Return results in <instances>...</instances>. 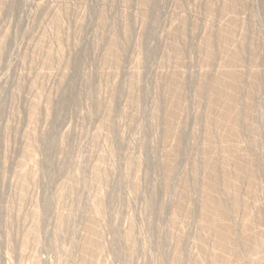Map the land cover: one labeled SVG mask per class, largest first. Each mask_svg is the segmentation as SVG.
<instances>
[{
    "label": "rangeland",
    "instance_id": "1",
    "mask_svg": "<svg viewBox=\"0 0 264 264\" xmlns=\"http://www.w3.org/2000/svg\"><path fill=\"white\" fill-rule=\"evenodd\" d=\"M149 1L0 0V264H264V0ZM221 32L229 37L225 51ZM209 40L215 58L208 67ZM227 71L238 75L243 119L233 153L242 164L254 162L259 184L235 173V157L224 158L221 111L231 94L224 88L211 108L209 86ZM172 77L179 93L168 87ZM72 85L82 93L75 90L76 105L61 113ZM209 164L217 166L214 179L241 238L224 261L215 223L205 221L209 231L201 225ZM236 194L241 205L230 208Z\"/></svg>",
    "mask_w": 264,
    "mask_h": 264
},
{
    "label": "bare ground",
    "instance_id": "2",
    "mask_svg": "<svg viewBox=\"0 0 264 264\" xmlns=\"http://www.w3.org/2000/svg\"><path fill=\"white\" fill-rule=\"evenodd\" d=\"M126 1V0H125ZM149 1V0H148ZM230 2H232V0H229ZM234 1V0H233ZM241 1V0H240ZM121 2V1H120ZM150 2V1H149ZM230 2H227V3H230ZM236 1H234V3H235ZM181 3V2H180ZM207 3H208V1H207ZM210 3V2H209ZM236 3H238V0H237V2ZM213 4V3H212ZM231 4H233V3H231ZM243 4V3H242ZM40 5V4H39ZM182 5V4H181ZM210 5V4H209ZM228 5H230V4H228ZM235 5H237V4H235ZM235 5H233V6H235ZM212 6V5H211ZM231 7V9L233 8L232 7V5H230ZM243 6V5H242ZM242 6H241V8H242ZM3 7V6H2ZM9 7V6H8ZM236 7V6H235ZM183 8V7H182ZM215 8V7H214ZM227 8V7H226ZM237 8V7H236ZM209 9V8H208ZM229 9V8H228ZM244 9V8H243ZM242 9V10H243ZM213 10V9H212ZM220 10V9H219ZM224 10V9H223ZM233 10V9H232ZM234 10H235V8H234ZM229 12V11H228ZM54 13V12H53ZM104 13V12H103ZM210 13V12H209ZM240 13V12H239ZM57 14V13H56ZM223 14H225V11L223 12ZM210 15H212V14H210ZM221 15V14H220ZM226 16H227V14H225ZM233 15V14H232ZM55 16V15H54ZM123 16V15H122ZM126 16V15H125ZM106 17V16H105ZM185 17V16H184ZM59 18V17H58ZM58 18H57V20H58ZM181 18V17H180ZM214 18V17H213ZM224 18V17H223ZM102 19H104V18H102ZM126 19V18H125ZM145 19V18H144ZM211 19V18H210ZM209 19V20H210ZM221 19V18H220ZM236 19V18H235ZM240 19V18H239ZM53 20V19H52ZM57 20H56V22H57ZM106 20V19H105ZM121 21V20H120ZM183 21V20H182ZM237 21V20H236ZM145 22V21H144ZM211 22V21H210ZM213 22V21H212ZM224 22V21H223ZM102 23H103V21H102ZM147 23V22H146ZM184 23V22H183ZM235 23V22H234ZM56 24V23H55ZM105 24H106V22H105ZM112 24V23H111ZM129 24V23H128ZM238 24V23H237ZM240 24V23H239ZM60 25V24H59ZM104 25V24H103ZM121 25V24H120ZM177 25V24H176ZM207 25H209V24H207ZM50 26V25H49ZM122 26H123V24H122ZM173 26V25H172ZM239 26V25H238ZM51 27V26H50ZM174 27V26H173ZM230 27V26H229ZM236 28H237V26H235ZM235 27H233V28H235ZM243 27V26H242ZM61 28V27H60ZM128 27L127 26H125V29H124V33H127V31H128V29H127ZM130 28V27H129ZM228 28V27H227ZM144 29V28H143ZM130 30V29H129ZM149 30V29H148ZM218 30V29H217ZM228 30V29H227ZM213 31V30H212ZM60 32V31H59ZM171 32V31H170ZM223 32V31H222ZM221 32V33H222ZM229 32V31H228ZM235 32V31H234ZM56 34H58V33H56ZM55 34V35H56ZM171 34V33H170ZM187 34V33H186ZM216 34V33H215ZM219 34V33H218ZM234 34V33H233ZM53 35H54V33H53ZM142 35V34H141ZM217 35V34H216ZM220 35V34H219ZM228 35V34H227ZM227 35H223V33L218 37L219 39L221 38V40L223 41V44H221V41H220V46H222L223 47V51H225L228 47V43H229V37L227 36ZM129 36V35H128ZM208 36V35H207ZM210 36H212V35H210ZM56 37V36H55ZM183 37V36H182ZM185 37V36H184ZM213 37V36H212ZM216 37V36H215ZM7 38V37H6ZM58 38V37H57ZM121 38V37H120ZM181 38V37H180ZM1 40V39H0ZM145 40V39H144ZM174 40V39H173ZM233 40V39H232ZM127 41V40H126ZM129 41V40H128ZM211 41H213V40H211ZM210 40H209V42H207L206 44H207V66L209 67L210 65H211V63L213 62V58H215L214 57V55H215V53H214V48H212V47H214L213 46V43L214 42H211ZM140 42V41H139ZM174 42V41H173ZM1 43V42H0ZM59 43V42H58ZM61 43H62V41H61ZM129 43V42H128ZM234 43V42H233ZM253 43V42H252ZM41 44V43H40ZM173 44H175V43H173ZM39 45V44H38ZM62 45H63V43H62ZM129 45V44H128ZM218 45V44H217ZM1 46H3V45H1ZM110 47V49H109V52H110V54H117L118 53V51H119V42L117 41V39H115V38H113L112 40H111V43H110V45H109ZM138 46V45H137ZM233 46V45H232ZM254 46V45H253ZM60 47V46H59ZM63 47H64V45H63ZM121 47V46H120ZM142 47V46H141ZM38 48V47H37ZM50 48V47H49ZM220 48V47H219ZM241 48V47H240ZM246 48V47H245ZM251 48V47H250ZM5 49V48H4ZM44 49V48H43ZM62 49V48H61ZM108 49V48H107ZM206 49V48H205ZM248 49V48H247ZM46 50V49H45ZM105 50V49H104ZM142 50H144V49H142ZM222 50V49H221ZM228 50V49H227ZM253 50V49H252ZM256 50V49H255ZM126 51H127V48H126ZM177 51V50H176ZM220 51V50H219ZM235 52V51H234ZM45 53V52H44ZM50 53V52H49ZM63 53V52H62ZM180 53V52H179ZM115 54V55H116ZM181 54V53H180ZM179 55V54H178ZM48 56V55H47ZM114 56V55H113ZM229 56V55H228ZM244 56V55H243ZM51 57V56H50ZM109 57V56H108ZM108 57L106 58V60L108 59ZM115 57V56H114ZM220 57V56H219ZM225 57V56H224ZM48 58V57H47ZM52 58H54V57H52ZM111 58V57H110ZM140 58V57H139ZM180 58H181V55H180ZM229 59H228V62H230V63H233V62H235L236 61V56H235V53H234V55H232L231 54V57H228ZM50 59V58H49ZM111 59H114V58H111ZM115 59H116V57H115ZM206 59V58H205ZM222 59V58H221ZM225 59H227V58H225ZM252 59V58H251ZM46 60V59H45ZM104 60H105V58H104ZM118 60V59H117ZM116 60V61H117ZM121 60V59H120ZM243 60V59H242ZM113 61V60H112ZM51 62V61H50ZM49 62V63H50ZM59 62V61H58ZM78 62V64L80 63V61H77ZM109 62V61H108ZM123 62V61H122ZM255 62V61H254ZM47 63V62H46ZM107 63V62H106ZM113 63V62H112ZM117 63V62H116ZM204 63H206V62H204ZM221 63V62H220ZM226 63V62H225ZM63 64V63H62ZM66 64V63H65ZM68 64H69V62H68ZM102 64H104V63H102ZM237 64H238V62H237ZM49 65V64H48ZM82 65V64H81ZM116 65V64H115ZM118 65V64H117ZM214 65V64H213ZM44 66V65H43ZM42 66V67H43ZM78 66V65H77ZM76 66V67H77ZM121 66V65H120ZM45 67V66H44ZM179 67V66H178ZM212 67V66H211ZM214 67V66H213ZM237 67V66H236ZM59 68V67H58ZM63 68V67H62ZM68 68V67H67ZM107 68V67H106ZM119 68V67H118ZM221 68V67H220ZM202 69V68H201ZM49 70V69H48ZM63 70V69H62ZM117 70V69H116ZM204 70V69H203ZM209 70V69H208ZM218 70V69H217ZM69 71V70H68ZM177 71V70H176ZM210 71V70H209ZM252 71V70H251ZM204 72V71H203ZM38 73H40V72H38ZM119 73V72H118ZM217 73V72H216ZM77 74H78V72L75 74L76 75V77H77ZM177 74V73H176ZM179 74V73H178ZM215 74V73H214ZM213 74V75H214ZM218 74H220V73H218ZM257 74V73H256ZM127 75V74H126ZM212 75V76H213ZM217 74H215V76H216ZM221 75V74H220ZM38 76V75H37ZM45 76V75H44ZM87 76V75H86ZM85 76V77H86ZM202 76V75H201ZM238 75L236 74V73H233V72H230V71H227L226 73H224V74H222V76H218V77H214L215 79H213V81L211 82V84H210V86H209V89H210V93H211V97H212V99H209V100H211V102H209L210 103V106H211V108H215V105H216V103L219 101V100H221L222 99V90L224 89V88H227V90L229 91V93L231 94V96H230V98L228 99V106H226V107H223L225 110L224 111H221V112H224V114H223V118H224V120H225V125H226V127L228 128L227 129V131H226V133L224 134V137L222 138L223 139V142L224 143H226V146H224L225 148H223L224 149V158H226V159H228V158H233V157H235L234 156V154H236L237 152L235 151V149H234V145H232L231 144V142L232 141H235V139L237 138V136L239 135L240 136V134H239V132H240V125H241V122H242V117H241V115L242 114H240V112L239 111H237V106H236V103H239V102H237V96L238 95H236V93H235V89H234V87H236V86H234V84L237 82V81H239V79H238V77H237ZM79 77V76H78ZM107 77V76H106ZM20 78V77H19ZM37 78V77H36ZM126 78V77H125ZM202 78V77H201ZM248 78V77H247ZM23 79V78H22ZM77 79V78H76ZM88 79V78H87ZM90 79V78H89ZM179 78H177V77H172L171 79H170V81H169V85H168V87L171 89V90H179L180 89V87H181V82H180V80H178ZM2 80V79H1ZM5 80V79H4ZM17 80V79H16ZM78 80V79H77ZM80 80H81V78H80ZM109 80V79H108ZM132 80V79H131ZM199 80V79H198ZM200 80H202V79H200ZM67 81V80H66ZM84 81V80H83ZM102 81V80H101ZM125 81V80H124ZM210 80H208V82H209ZM253 81V80H252ZM9 82V81H8ZM73 82V81H72ZM241 82V81H240ZM2 83V82H1ZM19 83V82H18ZM17 83V84H18ZM21 83V82H20ZM198 83V82H197ZM199 83H202L201 81L199 82ZM258 83H259V78H256L255 77V85H258ZM37 84V83H36ZM63 84V83H62ZM204 84V83H203ZM202 84V85H203ZM205 84H207V83H205ZM239 84V83H238ZM252 84V83H251ZM199 85V84H198ZM235 85H237V84H235ZM6 86V85H5ZM34 86V85H33ZM74 85H72V86H70L69 88H68V90H67V93H65L66 94V96L64 97V99H63V101L61 102V104L59 103V105H60V107H59V110L61 111L65 106L66 107H68L67 105H68V103H70L71 101L73 102L74 100H78V99H76L77 97H76V92L78 91V87L76 88H74L73 87ZM132 86V85H131ZM262 86V85H261ZM197 87V86H196ZM43 88V87H42ZM252 88V87H251ZM254 88V87H253ZM11 89V88H10ZM22 89V88H21ZM20 89V90H21ZM81 89V88H80ZM80 89H79V91H80ZM198 89H200L199 87H198ZM203 89V88H202ZM255 89V88H254ZM31 90V89H30ZM65 90V89H64ZM75 90H77V91H75ZM83 90V89H82ZM13 91V90H12ZM78 91V92H79ZM168 91H170V90H168ZM199 91V90H198ZM252 91V90H251ZM81 92V91H80ZM79 92V93H80ZM111 92V91H110ZM173 92V91H172ZM180 92V90L178 91V93ZM201 92H203V90L201 91ZM206 92V91H205ZM238 92V91H237ZM12 93V92H11ZM63 93V92H62ZM79 93H77V95L79 94ZM82 93V92H81ZM176 93H177V91H176ZM197 93H199V92H197ZM204 93V92H203ZM208 93V92H207ZM12 94H15V93H12ZM33 94V93H32ZM118 94V93H117ZM226 94V93H225ZM239 94V93H238ZM244 94V93H243ZM253 94H254V92H253ZM20 95V94H19ZM38 95V94H37ZM80 95V94H79ZM78 95V96H79ZM110 95V94H109ZM174 95H175V92H174ZM201 95H202V93H201ZM18 96V95H17ZM85 96V95H84ZM197 96H199V94L197 95ZM255 96V95H254ZM12 97V96H11ZM19 97V96H18ZM115 97V96H114ZM174 97V96H173ZM210 97V98H211ZM239 97V96H238ZM14 98V97H13ZM97 97H95V99H96ZM129 98V97H128ZM168 98V97H167ZM171 98V97H170ZM178 98V97H177ZM176 98V99H177ZM196 98V97H195ZM209 98V97H208ZM248 98V103H249V106L251 105V103H252V97L249 95V97H247ZM35 99V98H34ZM48 99H50L49 97H48ZM81 99V98H80ZM90 99V98H89ZM179 99V98H178ZM246 99V98H245ZM60 100V99H59ZM58 100V101H59ZM196 100V99H195ZM247 100V99H246ZM253 100H255V99H253ZM95 101V100H94ZM112 101V100H111ZM3 102V101H2ZM114 102V101H113ZM197 102V101H196ZM9 103V102H8ZM74 103V105H76L75 104V102H73ZM93 103V102H92ZM171 103H173V102H171ZM202 103V102H201ZM209 103H207V104H209ZM247 103V104H248ZM11 104H12V102H11ZM31 104V103H30ZM71 104V103H70ZM114 104V103H113ZM174 104V103H173ZM200 104V103H199ZM254 104V103H253ZM73 105V106H74ZM107 105V104H106ZM219 105V103L217 104V106ZM240 105V104H239ZM45 106V105H44ZM72 106V105H71ZM69 107V108H67V109H70L71 110V108L72 107ZM110 106V105H109ZM53 107V106H52ZM65 107V108H66ZM99 107H101V105L99 106ZM253 107V106H252ZM36 108V107H35ZM39 108V107H38ZM178 106H176L175 107V109H176V113L175 114H177V112H178ZM251 108V107H250ZM249 108V109H250ZM2 109V108H1ZM53 109V108H52ZM73 109V108H72ZM104 109V108H103ZM108 109V108H107ZM174 109V108H173ZM33 110V109H32ZM31 110V111H32ZM35 110V109H34ZM39 110V109H38ZM168 110H170V109H168ZM59 111V112H60ZM69 111V110H68ZM105 111V110H104ZM120 111V110H119ZM29 112V111H28ZM36 112V111H35ZM66 112V111H65ZM170 112V111H169ZM18 113V112H17ZM37 113V112H36ZM61 113H62V111H61ZM156 113V112H155ZM211 113V112H210ZM210 113H207V117L206 118H208L209 119V117H211L209 114ZM30 114V113H29ZM60 114V113H59ZM175 114H174V116H175ZM179 114V113H178ZM34 115H35V113H34ZM65 115V114H64ZM171 115H172V113H171ZM221 115V117H222V114H220ZM32 116V115H31ZM38 116V115H37ZM46 116H48V115H46ZM157 116H159V113L157 114ZM214 116V115H213ZM156 117V116H155ZM202 117H203V115H202ZM205 117V116H204ZM46 118H48V117H46ZM170 118H171V116H170ZM170 118H168V119H170ZM216 118V117H215ZM54 119V118H53ZM64 119V118H63ZM207 119V120H208ZM219 119V118H218ZM56 120V119H55ZM211 120V119H210ZM250 120V119H249ZM105 121H107V120H105ZM118 121V120H117ZM168 121V120H167ZM219 121H221V120H219ZM48 122V121H47ZM252 122V121H251ZM117 123V122H116ZM249 123V122H248ZM207 124V123H206ZM247 124V123H246ZM252 124V123H251ZM3 125V124H2ZM167 126H168V124H166ZM224 125V124H223ZM218 126V125H217ZM246 126V125H245ZM28 127V126H27ZM112 127V126H111ZM33 128V127H32ZM166 128V127H165ZM208 128V127H207ZM115 129V128H114ZM176 129V128H175ZM178 129V128H177ZM247 129V128H246ZM33 130V129H32ZM113 130V129H112ZM209 130V129H208ZM212 130V129H211ZM25 131V130H24ZM252 131V130H251ZM33 132V131H32ZM105 132H106V130H105ZM115 132V131H114ZM119 132V131H118ZM32 134V133H31ZM222 134V133H221ZM111 135V134H110ZM119 135V134H118ZM51 136V135H50ZM109 136V135H108ZM175 136V135H174ZM181 136V135H180ZM180 136L178 135V138H177V135H176V139H177V146H179V143H180ZM218 136V135H217ZM223 136V135H222ZM238 136V137H239ZM111 137V136H110ZM182 137V136H181ZM25 138V137H24ZM51 138V137H50ZM64 138V137H63ZM113 138V137H112ZM209 138V137H208ZM52 139V138H51ZM51 139H50V141H51ZM222 139H221V141H222ZM49 141V142H50ZM236 141H237V139H236ZM26 143V142H25ZM32 143V142H31ZM67 143V142H66ZM216 143V142H215ZM221 144V143H220ZM222 145V144H221ZM221 148V147H220ZM236 148V147H235ZM175 149V148H174ZM222 149V148H221ZM178 150H179V147H178V149L176 148V150H175V153L173 154V156H172V158L174 157V159H172V161H173V163H174V160L175 159H177V158H175L177 155H178ZM218 150V149H217ZM240 150V149H239ZM25 151V150H24ZM34 151V150H33ZM238 151V150H237ZM207 152V151H206ZM216 152H218V151H216ZM233 152H236V153H233ZM169 153V152H168ZM241 153V152H240ZM31 154V153H30ZM29 154V155H30ZM36 154V153H35ZM245 154H247V153H245ZM206 155H208V154H206ZM237 155V154H236ZM245 156V155H244ZM33 157V156H32ZM171 157V156H170ZM207 157V156H206ZM213 157V156H212ZM223 157V156H222ZM240 157V156H239ZM246 157V156H245ZM249 157V156H248ZM30 158V157H29ZM99 158V157H98ZM165 158V157H164ZM220 158V157H219ZM236 158V157H235ZM105 159V158H104ZM103 159V160H104ZM170 159V158H169ZM225 159V160H226ZM234 159V158H233ZM237 159V158H236ZM249 159V158H248ZM171 160V159H170ZM169 160V161H170ZM224 160V159H223ZM161 161V160H160ZM167 161V160H166ZM171 161V162H172ZM176 161V160H175ZM206 161V160H205ZM204 161V162H205ZM228 161V160H227ZM240 161V160H239ZM243 161V160H242ZM241 161V162H242ZM248 161V160H247ZM34 162H35V160H34ZM251 161L249 160L248 162H246L245 161V163L246 164H242V163H240V162H238V159H237V161L235 160L234 161V165H235V168H236V172L235 173H237L238 174V176L240 177V176H243V175H241V174H243V173H246V174H248L249 175V177L248 178H250V184H252V182L254 181V179H255V177H256V169H257V166L255 167V164H254V162H251ZM1 163V162H0ZM130 163V162H129ZM209 163V162H208ZM243 163H244V161H243ZM253 163V164H252ZM258 163V162H257ZM34 164V163H33ZM94 164V163H93ZM169 164V163H168ZM214 164V163H213ZM100 165V164H99ZM157 165H159L158 163H157ZM203 165H205V164H203ZM232 165V164H231ZM257 165V164H256ZM22 166V165H21ZM76 166V165H75ZM77 166H78V164H77ZM76 166V167H77ZM103 166V165H102ZM136 166V165H135ZM197 166V165H196ZM206 166V165H205ZM209 166H211L210 164H209ZM216 166V165H215ZM215 166H211V169H210V174L208 175L209 177H211V178H209V180L207 181V179H206V182H205V188L203 187V189H205V192L206 193H204L205 195H206V197H205V202H203V203H205V204H203V208H202V213H201V215L202 216H200V217H202V219H203V222H202V229L204 230V231H209L208 229H209V227L210 226H207L206 224H205V221H207V219L209 220H213L212 222L213 223H215L214 225H213V227H211L212 228V230H213V232H214V238H216V239H214L215 240V244H216V246H215V248H216V250L219 252L218 253V255H220L219 256V259H221V260H226L227 259V257H226V254L228 253V252H230V251H233V250H236L235 248H237L236 247V245L238 244V242L237 241H239L240 239H238V237H237V235H239V234H237L236 232V228H235V226H233L232 224L233 223H231L232 221H231V219H232V211H234V210H230V209H228V208H226V205H224L225 204V202L223 203V201L224 200H222L221 199V194H220V189H218V185L219 184H217L218 183V180H219V177H218V180H217V182H215L216 180V178H217V176H219L218 174H216L217 173V169H216V167ZM38 167V166H37ZM79 167V166H78ZM134 167V166H133ZM159 167V166H158ZM194 167V166H193ZM207 167V166H206ZM3 168V167H2ZM94 168V167H93ZM97 168V167H96ZM127 168V167H126ZM205 168V167H204ZM235 168H234V170H235ZM28 169H30V168H28ZM157 169V168H156ZM159 169V168H158ZM166 169H168L167 171H168V176L169 177H172V173L174 172V164H172V163H170V166H168V168H166ZM208 169V168H207ZM220 169V168H219ZM130 170V169H129ZM196 170V169H195ZM204 170H206V169H204ZM221 170V169H220ZM219 170V171H220ZM232 170V169H231ZM257 170H259V169H257ZM97 171V170H96ZM22 172V171H21ZM28 172V171H27ZM193 172V171H192ZM207 173H208V171H206ZM35 173V172H34ZM92 173V172H91ZM91 173H89V174H91ZM204 173H205V171H204ZM219 173V172H218ZM221 177H222V180H223V182L225 183V185L226 184H228V182L230 183V178H229V175L227 174V172L224 170V171H222L221 170ZM93 174V173H92ZM194 174H196V172L194 173ZM260 174V173H259ZM108 175V174H107ZM205 175H206V173H205ZM217 175V176H216ZM234 175H236V174H234ZM94 176V175H93ZM194 176V175H193ZM216 176V177H215ZM192 177V176H191ZM214 177H215V179H214ZM107 178V177H106ZM197 178V177H196ZM206 178H207V176H206ZM259 178V177H258ZM88 179V178H87ZM98 179V178H97ZM256 179H257V177H256ZM248 180V179H247ZM100 181V180H99ZM256 181V183H258L257 182V180H255ZM254 181V182H255ZM95 183V182H94ZM99 183V182H98ZM97 183V184H98ZM101 183V182H100ZM106 183H107V180H106ZM189 183V182H188ZM188 183H187V181H185V188L183 189V192H182V196H184L183 198H185L184 200L185 201H187V198L186 197H188L189 196V188H190V186L189 185H191L190 183H189V185H188ZM255 183V184H256ZM28 184H29V182H28ZM96 184V183H95ZM223 184V183H222ZM254 184V183H253ZM259 184V183H258ZM92 185V184H91ZM107 185V184H106ZM119 185V184H118ZM224 185V186H225ZM27 186V185H26ZM100 186V185H99ZM193 186V185H192ZM203 186V185H202ZM220 186V185H219ZM255 186V185H254ZM90 187V186H89ZM105 187V186H104ZM107 187V186H106ZM119 187V186H118ZM220 188V187H219ZM249 188V187H248ZM25 190V189H24ZM59 190V189H58ZM192 190V189H191ZM235 190H236V188H235ZM202 191V190H201ZM225 191H226V189H225ZM97 192V191H96ZM203 192V191H202ZM227 192V191H226ZM228 192H229V190H228ZM98 193V192H97ZM90 194H91V192H90ZM252 194V193H251ZM97 195V194H96ZM27 196H29V195H27ZM227 196H228V194H227ZM238 195L236 194L235 195V198L233 199L234 200V203H231V205L229 206L230 208H232V206H234V208L236 209V207L237 206H239V205H241L240 204V200H238L239 198L237 197ZM204 198V197H203ZM232 198V197H231ZM99 199V198H98ZM177 199V198H176ZM225 199V198H224ZM184 200H182V201H184ZM180 201V200H179ZM232 201V200H231ZM183 203V202H182ZM185 203V202H184ZM18 204H19V202H18ZM105 204V203H104ZM188 204V203H187ZM200 204V203H199ZM229 204V203H228ZM234 204V205H233ZM180 205H182V204H180ZM183 206V205H182ZM202 207V206H201ZM88 208V207H87ZM233 208V209H234ZM239 208V207H238ZM102 209V208H101ZM174 209V208H173ZM48 210V209H47ZM88 210V209H87ZM92 210V209H91ZM180 211H182V210H180ZM180 211H179V213H180ZM97 212V211H96ZM103 212V211H102ZM183 212V211H182ZM187 212V211H186ZM189 212V211H188ZM247 212V211H246ZM92 213V212H91ZM106 213V212H105ZM36 214H37V212H36ZM85 214V213H84ZM90 214V213H89ZM96 214V213H95ZM186 214H188V213H186ZM189 214H190V212H189ZM100 215V214H99ZM98 215V216H99ZM191 215V214H190ZM40 216V215H39ZM95 216V215H94ZM97 216V217H98ZM102 216V215H101ZM234 216V215H233ZM246 216H248V215H246ZM245 216V217H246ZM90 217V216H89ZM88 217V218H89ZM93 217V216H92ZM174 217V216H173ZM87 218V217H86ZM91 218V217H90ZM244 218V217H243ZM75 219V218H74ZM73 219V220H74ZM97 219V218H96ZM171 219H173V218H171ZM177 219V218H176ZM98 220H100V219H98ZM254 220V219H253ZM86 221V220H85ZM91 221V220H90ZM37 222V221H36ZM40 222V221H39ZM69 222V221H68ZM80 222V221H79ZM101 222V221H100ZM178 222V221H177ZM200 222V221H199ZM211 222V221H210ZM207 223V222H206ZM97 224V223H96ZM100 224V223H99ZM74 225V224H73ZM208 225H210V224H208ZM212 225V224H211ZM84 226V225H83ZM89 226V225H88ZM75 227V226H74ZM95 227V226H94ZM177 227V226H176ZM199 227V226H198ZM171 229V228H170ZM240 229V228H239ZM40 230V229H39ZM72 230V229H71ZM82 230H84V229H81V231ZM133 230V229H132ZM173 230V229H172ZM211 230V229H210ZM211 230V231H212ZM249 230V229H248ZM99 231V230H98ZM174 231V230H173ZM176 231V230H175ZM240 231H241V229H240ZM199 232V231H198ZM213 232H211V234L213 233ZM72 233V232H71ZM245 233V232H244ZM132 234V233H131ZM176 234V233H175ZM179 234V233H178ZM184 235H185V233H184ZM209 235V234H208ZM207 235V236H208ZM245 235V234H244ZM250 235V234H249ZM256 235V234H255ZM258 235V234H257ZM84 236V235H83ZM96 236H97V234H96ZM95 236V237H96ZM101 236V235H100ZM172 236V235H171ZM175 236V235H174ZM186 236V235H185ZM180 237H181V235H180ZM241 237V236H240ZM251 237V236H250ZM101 238V237H100ZM98 239V238H97ZM133 239H134V237H133ZM238 239V240H237ZM243 239V238H242ZM27 240V239H26ZM183 240V239H182ZM192 240V239H191ZM202 240V239H201ZM213 240V239H212ZM259 240V239H258ZM176 241V240H175ZM185 241V240H184ZM193 241V240H192ZM136 242V241H135ZM88 243V242H87ZM188 243V242H187ZM191 243V242H190ZM193 243V242H192ZM197 243V242H196ZM245 243H247V242H245ZM25 244V243H24ZM85 244V243H84ZM91 244V243H90ZM178 244V243H177ZM182 244V243H181ZM201 244V243H200ZM199 244V245H200ZM252 244V243H251ZM255 244V243H254ZM259 244V243H258ZM89 245V244H88ZM95 245V244H94ZM100 245H102V244H100ZM198 245V246H199ZM245 245V244H244ZM137 246V245H136ZM180 246V245H179ZM178 246V247H179ZM187 246V245H186ZM197 246V247H198ZM213 246V245H212ZM97 247V246H96ZM99 247V246H98ZM23 248V247H22ZM180 248V247H179ZM178 248V251H177V249H176V254H177V257L178 258H180V249ZM201 248V247H200ZM240 248V247H239ZM254 248V247H253ZM84 249V248H83ZM82 249V250H83ZM202 249H203V247H202ZM212 250V249H211ZM216 250H214V253L216 254ZM244 250V249H243ZM88 251V250H87ZM89 251H90V249H89ZM203 251V250H202ZM84 252H85V250H84ZM132 252V251H131ZM181 252H183V251H181ZM196 252V251H195ZM236 252V251H235ZM240 252V251H239ZM249 252V251H248ZM101 253V252H100ZM187 253V252H186ZM194 253V252H193ZM213 253V252H212ZM244 253V252H243ZM89 254V253H88ZM199 254V253H198ZM214 254V255H215ZM231 254H232V252H231ZM235 254V253H234ZM190 255V254H189ZM227 255H229V254H227ZM258 255V254H257ZM88 256V255H87ZM86 256V257H87ZM92 256V255H91ZM233 256V255H232ZM238 256V255H237ZM176 257V258H177ZM195 257V256H194ZM235 257V256H234ZM239 257H240V255H239ZM172 258V257H171ZM174 258V257H173ZM213 258H214V256H213ZM216 258V257H215ZM214 258V259H215ZM175 259V258H174ZM173 259V260H174ZM211 259V258H210ZM217 259H218V256H217ZM237 259V258H236ZM240 259V258H239ZM172 260V261H173ZM180 260V259H179ZM257 260V259H256ZM89 261V260H88ZM197 261V260H196ZM199 261V260H198ZM204 261V260H203ZM237 262H239L238 260H236ZM235 261V262H236ZM262 261V260H261ZM212 262H213V260H212ZM7 263V262H6ZM5 262L4 263H1V264H6ZM86 263V262H85ZM88 263V262H87ZM86 263V264H87ZM183 263V262H182ZM209 263V262H208ZM224 263V262H223ZM227 263V262H226ZM241 263V262H240ZM7 264H9V263H7ZM82 264V263H81ZM202 264H205V262L204 263H202ZM207 264V263H206ZM237 264V263H236ZM252 264V263H251Z\"/></svg>",
    "mask_w": 264,
    "mask_h": 264
}]
</instances>
